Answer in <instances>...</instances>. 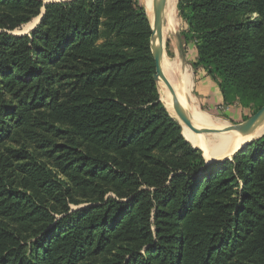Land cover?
<instances>
[{"label":"trees","instance_id":"obj_1","mask_svg":"<svg viewBox=\"0 0 264 264\" xmlns=\"http://www.w3.org/2000/svg\"><path fill=\"white\" fill-rule=\"evenodd\" d=\"M178 10L182 55L258 111L264 0ZM151 37L140 0H0V264H264V135L209 162Z\"/></svg>","mask_w":264,"mask_h":264},{"label":"bare ground","instance_id":"obj_2","mask_svg":"<svg viewBox=\"0 0 264 264\" xmlns=\"http://www.w3.org/2000/svg\"><path fill=\"white\" fill-rule=\"evenodd\" d=\"M143 1L149 18L153 19L154 0ZM178 2L179 0H167L164 11L165 53L163 69L167 76L171 79L177 92V96L179 97L184 109L193 119V123L200 128L210 127L218 130H224L229 127L231 123L202 110L196 97L193 95L194 80L192 67L189 64H184V61L179 57H171L166 49L168 40L175 36L177 34V30H179ZM32 25L33 24L30 22L27 24V27L29 26L28 28H31ZM155 45L157 46L158 42ZM177 74H179V77L174 80L172 76H177ZM159 87L162 101L171 114L178 119L173 107V94L162 79L159 81ZM181 123L183 125V133L188 140L196 146H200L202 151L207 156L211 154L214 156L221 155L220 157L222 158L225 156L229 157L248 141L256 139L264 134V122L261 123L253 132L246 135L237 131L234 132V130L220 133L214 132L196 134L192 132L183 122Z\"/></svg>","mask_w":264,"mask_h":264},{"label":"water","instance_id":"obj_3","mask_svg":"<svg viewBox=\"0 0 264 264\" xmlns=\"http://www.w3.org/2000/svg\"><path fill=\"white\" fill-rule=\"evenodd\" d=\"M60 0H45V3H51V2H57ZM167 0H154V15L153 19H150L151 21V27H152V37H151V47L154 54L155 62H156V73H155V79L159 82L161 79L165 82L171 93L173 94V107L174 110L178 116V121L182 127V134L183 133V125L181 122H183L192 132L196 134H202V133H220L230 130H235L241 134H249L253 132L261 123L264 122V105L256 111L251 117H249L247 120L231 124L229 127H227L224 130H218L216 128H200L197 127L193 123V119L189 115V113L184 109L183 105L181 104V101L179 97L177 96V92L175 90V87L171 81V79L167 76L163 69V60H164V51H165V39H164V11L166 7ZM44 9L42 14L39 16V22L41 21L43 17ZM14 34H24V33H15ZM158 42V45L155 44ZM162 100V99H161ZM174 117V116H173ZM185 137V135H184ZM261 137V136H260ZM258 137V138H260ZM186 138V137H185ZM187 139V138H186ZM257 139V138H256ZM188 140V139H187ZM253 140L248 141L243 146H241L235 153H233L231 156H225L223 158H218V156L214 155H208L207 160L209 162L212 161H219L224 160L226 158H232L234 155H236L240 150L245 148L249 143H251ZM194 147H196L190 140H188ZM201 149L200 147H196ZM202 150V149H201Z\"/></svg>","mask_w":264,"mask_h":264},{"label":"rangeland","instance_id":"obj_4","mask_svg":"<svg viewBox=\"0 0 264 264\" xmlns=\"http://www.w3.org/2000/svg\"><path fill=\"white\" fill-rule=\"evenodd\" d=\"M141 4L144 6V1L140 0ZM178 17H179V26L177 30V34L173 37H171L168 40L166 49L168 51V54L173 57V58H180L181 60L184 61V64H189L191 65V67L193 66V61H194V56L193 54L196 52V48L195 47H190V49L187 51V55L183 56L180 52V45H181V38H180V32L181 30L184 28V22L182 20V18L179 16V10H178ZM30 23V22H29ZM28 24V23H27ZM31 24H33L31 26V28H28L27 25H23L21 28L17 29L16 31H14L15 33H30L38 24H39V16L36 17L35 19H33L31 21ZM177 36V37H176ZM177 39V40H176ZM171 40V41H170ZM195 68L193 67L192 71L195 72ZM198 76V75H197ZM173 79L175 80L176 78L178 79L179 74L173 75L172 76ZM199 78V77H198ZM194 87H193V95L196 97L197 102L199 103V106L202 110L212 114L215 117H219L222 119H225L227 121H229L231 124H236V123H241L245 120H247L249 117H251L255 111L252 108H245L242 107L241 105H237V104H232V105H225L224 103L222 104L223 106H219V105H213L212 103H210L199 91H201V87H199V84L196 85V83L198 82V79L196 77V75H194ZM159 83V82H158ZM159 91H160V87H159ZM161 96V94H160ZM167 108V107H166ZM170 112V111H169ZM171 113V112H170ZM172 116H174L173 114H171ZM175 117V116H174ZM176 118V117H175ZM177 119V118H176ZM235 132V130H234ZM264 135V134H263ZM195 145V144H194ZM196 146V145H195ZM196 147H200V146H196ZM204 153V152H203ZM205 154V153H204ZM206 155V154H205ZM207 156V155H206ZM221 155H218V158H222L220 157ZM231 156V155H230ZM208 157V156H207Z\"/></svg>","mask_w":264,"mask_h":264},{"label":"crops","instance_id":"obj_5","mask_svg":"<svg viewBox=\"0 0 264 264\" xmlns=\"http://www.w3.org/2000/svg\"><path fill=\"white\" fill-rule=\"evenodd\" d=\"M60 1H64V0H60ZM190 47H195V46L194 45H190L188 47V50L190 49ZM180 52H181V50H180ZM193 56H194L193 59L196 60V58H197V51L193 54ZM192 69H193V66H192ZM194 75H196V77L198 79V82L196 83V85L199 84V87H201V89H202L199 92L210 103H212L213 105H219L220 107L223 106L222 104L224 102H223V98H222L220 89L218 87V84L207 74V72L204 69L199 68V69L195 70V72H193V80H194Z\"/></svg>","mask_w":264,"mask_h":264}]
</instances>
